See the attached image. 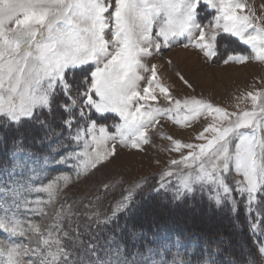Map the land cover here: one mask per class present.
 Listing matches in <instances>:
<instances>
[{"label": "snow or ice", "instance_id": "6c2138e0", "mask_svg": "<svg viewBox=\"0 0 264 264\" xmlns=\"http://www.w3.org/2000/svg\"><path fill=\"white\" fill-rule=\"evenodd\" d=\"M201 5L214 13L207 23L198 19ZM245 7L242 0H0V144L9 139L13 144L10 161L3 166L9 180L0 182V233L6 234L0 238V254L6 256V264H148V257L139 252L129 259L115 235L101 244L88 224L79 223L80 214L72 205H61L54 222L44 227L21 218V212L45 215L44 202L29 199L27 193H47L51 203L59 190L55 181L34 187L31 177L19 178L32 156L21 132L26 125L44 129L43 139L57 137L50 147L59 155H52L51 162L75 159L77 176H88L111 162L117 144L142 151L150 143L148 129L160 117L186 126L200 116H211L196 137L204 142H173V151L189 149L171 161L188 169L178 186L161 182L153 191L168 190L173 202L206 192L216 207L229 205L237 224L243 206L249 231L264 235V93H248L245 99L251 98L253 107L239 112L194 98L181 102L157 80L156 67L144 62L153 50L171 47L180 38L187 40L185 48L194 47L214 59L224 34L238 38L254 53L230 54L224 64L252 58L264 62V26L254 23L259 19L254 11L244 14ZM78 71L83 74L79 83ZM145 72L151 76L146 78ZM142 81L146 86L141 87ZM157 90L170 107L149 103L157 100ZM57 109L63 112L56 117L59 130L50 119ZM109 114L119 118L111 131L99 122ZM163 175L174 172L169 169ZM60 179L65 186L71 181L67 175ZM144 183L129 188L111 216L99 220L97 213V222L110 224L130 211L133 194ZM19 237L27 242H17ZM214 243L218 255L222 241ZM254 243L256 254L246 257L247 264L264 259V240ZM148 252L161 255L152 248ZM212 253L210 249L195 262L177 253L170 262L161 258L151 264H219ZM192 254L197 255L195 250Z\"/></svg>", "mask_w": 264, "mask_h": 264}, {"label": "rangeland", "instance_id": "374dc122", "mask_svg": "<svg viewBox=\"0 0 264 264\" xmlns=\"http://www.w3.org/2000/svg\"><path fill=\"white\" fill-rule=\"evenodd\" d=\"M242 2L246 5L243 9L244 14L254 11L256 17H259L254 23L264 26V0H242ZM213 14L212 10H207L205 6L201 5L198 19L201 23H207ZM108 38L111 39L110 36ZM184 43H187V40L180 38L179 43H174L171 47H162L159 52L153 50L152 56L144 58V62L149 68L156 67L157 80L169 89L174 99L181 102L192 98L203 100L229 112L252 109L253 102L251 98L245 99V97L248 93H264V62L252 58L244 63H223V60L230 54H244L254 57L249 45H245L236 37L224 34L218 40V55L214 59H209L194 47L185 48ZM82 75L79 71L76 73L75 80L77 83H79ZM142 75L147 78L151 76V73L145 72ZM185 80L188 82L187 84L184 83ZM188 85H191V87ZM144 86H146V81L141 82V87ZM156 95L157 100L150 101V104L161 108L171 106L170 102L159 93V90H157ZM60 100H63L62 95L58 98V102ZM261 102H264V98ZM57 116H63V112L59 109L50 119L53 128L59 130L62 125L56 119ZM211 121V116H200L186 126H181L174 123L167 116L160 117L159 122L148 129L150 143L143 145L142 151L117 144V155L111 159V162L98 166L88 176L83 174L77 176L79 169L78 161L75 159H69L66 163L51 162L52 155H59V153H53L50 147L55 145L57 137L50 136L43 139L47 136L44 129L38 126L26 125L24 129H21V132L24 136V145L30 150L32 156L29 159L28 167L21 170L19 178L27 180L31 177L34 187H42L55 181L59 185V190L51 203L48 202L49 196L47 193H27L29 199H40L44 202L41 207L45 215L21 212V218L26 222L34 221L44 227L54 222L55 213L61 208V205H72L73 211L80 214L79 223L81 225L88 224L89 231L97 236L100 243L103 244L105 240L100 238L101 234L99 233V230L103 228L101 226L103 224L98 223L97 219H105L106 215L110 213V208L114 209L116 204L128 194L127 190L136 182L146 181L142 189L134 192L132 207L135 209H150V205L157 206L154 204L159 202L162 208H156L157 210L154 211L149 210L145 215L141 211V218L146 223L149 221L148 225L154 229L152 233L145 235L146 240L142 242L141 246L137 245L138 247L134 249L132 246L136 244L125 246V255L129 259L139 252L148 257V264H151L152 259L161 258L170 262L177 253H180L184 256V259L195 262L199 255H207L209 250L213 249L212 254L219 261V264H232V262L247 264L246 257L248 256H245V258L242 256L241 262H238L227 252L228 248H225V242L227 240L231 241L232 238L229 234L213 237L208 241L199 233L194 234L183 229L179 230L183 226L176 227L173 219L167 226L166 224L158 226L159 223L152 220L159 215H168L167 213L172 215L175 213L176 206L184 204L185 199L180 202H173L171 193L168 190L159 193L153 191L161 182L173 188L178 186L180 175L188 171L182 166L171 164L173 159L178 160L182 154L186 155L189 151V149H182L181 152L173 151V142L176 140L192 144L204 142L196 137ZM99 122L106 123L111 131L114 130L112 125L119 123V118L109 114L107 118H99ZM33 128L39 131L34 130L32 134L28 133V130ZM30 130L29 132H31ZM5 143L0 144V182L9 180V177L3 172V166L9 163L13 150L12 141L6 145ZM63 151H71V148H65ZM46 158H48L47 161ZM33 168L35 172L32 171ZM169 169L173 170L174 175L171 177L164 176L163 173ZM63 175L71 178L67 186L60 179ZM97 197H100V199L97 200ZM191 198L198 201L207 198V201L212 202L208 199V193L206 192L198 191L188 197V199ZM196 208L193 210L197 211ZM97 213L99 214L98 218ZM192 218L189 214V218H187L189 226H200L199 223H201V227L205 228L210 234L220 229L222 225L227 224L225 218L214 216L209 211L203 213L201 219L194 220ZM75 222L74 220L73 223ZM25 226H27V223ZM159 227L168 228L158 230ZM5 236V233H0V238ZM236 237V243L243 242L241 235H236ZM253 238V243L256 240H264L260 235H253ZM83 239L87 241L91 237L84 236ZM16 240L17 242H27L24 237L16 238ZM220 241H222L219 244L222 251L217 255L214 251V242ZM148 248H152L154 252L161 255L149 253ZM193 250L197 255L192 254ZM254 254H256V249ZM6 259V256L0 254V264H6ZM259 264H264V259L260 260Z\"/></svg>", "mask_w": 264, "mask_h": 264}, {"label": "trees", "instance_id": "16d2710c", "mask_svg": "<svg viewBox=\"0 0 264 264\" xmlns=\"http://www.w3.org/2000/svg\"><path fill=\"white\" fill-rule=\"evenodd\" d=\"M29 130H28V133L32 134L35 129L33 128L32 130H30L31 132H29ZM33 139H36V138H33ZM10 142H11V139H9L5 143V145ZM154 205H157V206L150 205L151 206L150 209H144V208L135 209L134 207H131L130 211L126 213H121L119 215L118 220L113 221L110 224L101 225L103 228L99 230V233L101 234L100 238L104 239L106 242L107 239L109 238V235L112 234V235H115L118 239H120L123 242V244L125 243L124 244L125 246H131L133 244H136L132 246L133 249L138 247L137 245L141 246L142 242L146 240L145 235L152 233L154 229L148 225L149 221H147L146 223V221H144L141 218V211L145 215L146 212L149 210L154 211V210H157L156 208H160V209L162 208V205H160L159 202H156ZM195 207H197L196 208L197 211L193 210L195 209ZM112 211H113V208H110V213L107 214L106 217L111 216ZM208 211L214 216L225 218L227 220V224L222 225V227L214 231L213 234H210L205 228H202L201 223H199L200 226L199 225H193V226L188 225L189 223L187 222V218H189V214H191V216L193 217L192 219L196 220V219H201V216H203V213L208 212ZM167 214L168 215H162V216L159 215L152 220L159 223L158 226H162L165 224L167 226L170 224V222H172V219H173L176 227L178 226L184 227V228L183 227L179 228V230L183 229L186 232L194 233V234L199 233L203 235L206 239H208V241H210L213 237L215 238V237H220L222 235L229 234L232 238L227 235V237L231 238V241L227 240V242H225V248H228L227 252L229 253V255L233 259L237 260L238 262H241L242 256L243 258H245V256H248L249 254L255 255L254 253H255L256 247H255V244L253 243L254 238H253L252 233L249 231V225L247 221L245 220L243 206L240 207L239 224L235 223L236 217L230 211V207L228 204H225L221 207H216L213 202L207 201V198H203L200 201H198V200H193L192 198L188 199L187 197L185 198L183 205L175 207L174 214L172 215L171 213H167ZM158 226H155V227H158ZM162 228L167 229L168 227H159L158 230ZM136 233H137V236H136ZM236 235H241L243 242H240L239 244L236 243L235 242V239L237 238ZM260 236L261 238L262 237L264 238V235H260Z\"/></svg>", "mask_w": 264, "mask_h": 264}]
</instances>
